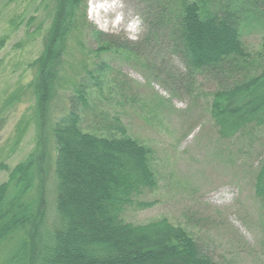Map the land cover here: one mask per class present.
<instances>
[{"label": "trees", "instance_id": "16d2710c", "mask_svg": "<svg viewBox=\"0 0 264 264\" xmlns=\"http://www.w3.org/2000/svg\"><path fill=\"white\" fill-rule=\"evenodd\" d=\"M84 2L54 0L41 53L31 63L35 74L29 87L38 111L39 150L12 168L0 184V249L15 242L16 264H28L34 256L37 264H222L165 218L142 225L123 220L127 207L157 188L151 150L129 137L117 121L107 127L106 137L85 132L80 117L88 109L83 85L76 87L66 114L62 111L49 127L65 39L79 23L89 27L81 10ZM142 6L145 32L140 40L88 28L97 46L94 55L123 53L127 62L141 60L149 68L152 57H162L154 50L165 49L178 59L182 71L163 57L159 70L150 68L154 78L162 75L165 85L171 78L181 83L210 79L214 87L209 114L221 140L236 144L264 130V38L257 52L249 51L242 40L245 29L264 26V0H142ZM32 22L33 17L26 26ZM41 29L39 25L34 33ZM3 45L0 40V50ZM167 68L173 73L165 75ZM102 71V65L85 70L96 81ZM49 146L54 150L51 162ZM50 165L55 213L47 242L43 224ZM250 176L264 214V158L250 168ZM36 236H41L37 252Z\"/></svg>", "mask_w": 264, "mask_h": 264}, {"label": "rangeland", "instance_id": "374dc122", "mask_svg": "<svg viewBox=\"0 0 264 264\" xmlns=\"http://www.w3.org/2000/svg\"><path fill=\"white\" fill-rule=\"evenodd\" d=\"M98 2L103 0L93 5ZM88 7L89 0H85L81 10L89 27L79 23L65 39L49 127L75 96L76 87L83 85L88 100V109L80 115L85 132L106 137L110 134L107 127L117 121L129 137L151 150L157 188L127 207L125 222L142 225L165 218L185 229L219 263L264 264V214L250 176V168L264 158V130L236 144L221 140L209 114L214 87L210 79L198 77L181 83L171 78L165 85L160 81L162 75L154 78L150 68L159 70L163 57L182 71L178 59L164 48L154 50L162 57H152L149 68L141 60L127 62L123 53L94 55L97 46L88 28L133 41L124 28L134 17L143 21L142 0H119L115 8L107 12L101 9L92 18ZM121 12L124 20L113 29L111 22ZM53 15L54 0H0V40H4L0 50V184L12 168L39 150L38 111L29 87L35 74L31 63L41 53L42 38ZM32 17L34 22L26 26ZM105 21L108 31L102 28ZM39 25L42 29L35 34ZM144 32L142 22L138 40ZM263 38L264 26L243 31V43L251 52L260 50ZM100 65L102 76L97 81L91 79L85 70L93 71ZM168 73L173 71L167 68L165 75ZM49 152L51 162V146ZM46 176L43 241L51 242L55 213L51 165ZM138 203L150 206L142 208ZM37 237L35 252L41 236ZM15 245L11 242L0 249V264H16ZM27 263L37 264V256Z\"/></svg>", "mask_w": 264, "mask_h": 264}, {"label": "clouds", "instance_id": "9594fccd", "mask_svg": "<svg viewBox=\"0 0 264 264\" xmlns=\"http://www.w3.org/2000/svg\"><path fill=\"white\" fill-rule=\"evenodd\" d=\"M119 3V0H111V3H108V0H103V2H98L95 5H93L92 0H89V7H88V15L89 18H92L93 14L99 13V10H104L107 12L110 8H115L117 4ZM122 7V4L120 5ZM124 20L123 13H117L115 15V18L112 20V28L116 29ZM107 21H105V24L102 26L104 31H108L107 27ZM142 24V20L137 16L133 19L129 20L126 27L124 28V31L128 34V39L130 40H137L139 38V31L140 26Z\"/></svg>", "mask_w": 264, "mask_h": 264}, {"label": "bare ground", "instance_id": "6f19581e", "mask_svg": "<svg viewBox=\"0 0 264 264\" xmlns=\"http://www.w3.org/2000/svg\"><path fill=\"white\" fill-rule=\"evenodd\" d=\"M96 1H98V0H93V2H96ZM95 5V4H94Z\"/></svg>", "mask_w": 264, "mask_h": 264}]
</instances>
